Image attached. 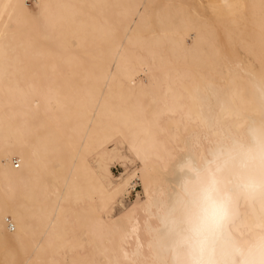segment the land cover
I'll return each instance as SVG.
<instances>
[{"label": "bare ground", "instance_id": "1", "mask_svg": "<svg viewBox=\"0 0 264 264\" xmlns=\"http://www.w3.org/2000/svg\"><path fill=\"white\" fill-rule=\"evenodd\" d=\"M34 1L56 15L47 52L27 0H0V264H175L166 221L197 179L183 166L206 181L219 150L264 129V0ZM115 133L144 195L120 224L102 212L127 179L109 190L85 159ZM240 174L217 175L233 195L227 231L248 247L264 242V195H243Z\"/></svg>", "mask_w": 264, "mask_h": 264}, {"label": "clouds", "instance_id": "2", "mask_svg": "<svg viewBox=\"0 0 264 264\" xmlns=\"http://www.w3.org/2000/svg\"><path fill=\"white\" fill-rule=\"evenodd\" d=\"M249 136V145L217 152L216 171L206 181L191 162L183 166L197 179L184 187L179 216L166 221L175 236L171 244L175 264H236L237 259L239 264H264V242L242 247L228 233L233 195L221 187L217 175L224 167H237L242 194L250 199L264 195V129L252 127Z\"/></svg>", "mask_w": 264, "mask_h": 264}, {"label": "rangeland", "instance_id": "3", "mask_svg": "<svg viewBox=\"0 0 264 264\" xmlns=\"http://www.w3.org/2000/svg\"><path fill=\"white\" fill-rule=\"evenodd\" d=\"M26 4L29 7V18L33 23L32 29L28 30V35L33 36L34 42L38 44L40 50L47 52L53 48L59 28L56 15L53 12L43 13L37 8L34 0H27ZM187 41L190 42L189 39ZM226 49L232 57H242L239 47L230 44L226 46ZM56 50L59 55L64 54L63 49L57 48ZM110 67L112 68V64ZM137 78L141 79L143 83L147 81L141 72ZM90 149L89 153L85 155V159L100 180L98 181L105 188L111 190L122 179H127L128 183L125 187L114 193L102 212L107 223L120 224L126 211L136 205L141 206L144 201L138 175L140 159L129 141L120 133L102 137L93 143ZM11 163L15 166V171H20L19 169L23 168L22 158L18 154H12Z\"/></svg>", "mask_w": 264, "mask_h": 264}]
</instances>
